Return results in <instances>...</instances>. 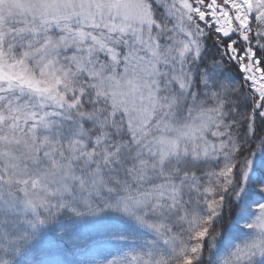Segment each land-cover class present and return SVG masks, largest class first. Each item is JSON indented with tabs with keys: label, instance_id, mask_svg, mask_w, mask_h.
I'll return each instance as SVG.
<instances>
[{
	"label": "snow or ice",
	"instance_id": "obj_1",
	"mask_svg": "<svg viewBox=\"0 0 264 264\" xmlns=\"http://www.w3.org/2000/svg\"><path fill=\"white\" fill-rule=\"evenodd\" d=\"M0 264H264V0H0Z\"/></svg>",
	"mask_w": 264,
	"mask_h": 264
}]
</instances>
